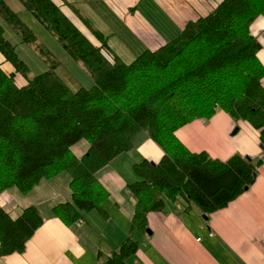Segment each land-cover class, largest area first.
<instances>
[{"label":"trees","instance_id":"trees-1","mask_svg":"<svg viewBox=\"0 0 264 264\" xmlns=\"http://www.w3.org/2000/svg\"><path fill=\"white\" fill-rule=\"evenodd\" d=\"M19 1L83 65L94 85L83 87L0 0V19L48 66V71L29 78V68L0 27L1 55L27 79L20 87L15 73L0 64V195L12 188L29 194L41 181L66 172L71 200L51 212L74 228L85 213H104L110 194L97 173L134 149L142 133L164 156L156 165L144 160L134 166L138 181L129 189L138 203L131 231L147 230V215L164 209V197L194 203L209 215L253 184L260 160L234 155L221 162L205 153L193 154L176 131L222 110L260 131L264 144V65L258 58L262 46L251 33L254 21L264 17V0H220L207 17L187 24L164 46L145 50L131 63L112 51L109 37L77 6L68 5L101 46L52 0ZM82 141L90 148L78 158L72 149ZM44 222L36 206L17 218L0 206V257L24 254ZM137 250V242L128 237L109 258L100 255L99 264H127Z\"/></svg>","mask_w":264,"mask_h":264},{"label":"crops","instance_id":"crops-1","mask_svg":"<svg viewBox=\"0 0 264 264\" xmlns=\"http://www.w3.org/2000/svg\"><path fill=\"white\" fill-rule=\"evenodd\" d=\"M52 1L73 22L76 15L68 5L77 6L85 16L93 14L91 4L107 6L116 20L124 22L144 43L146 50L152 51L159 48L160 41L163 45L167 41L158 35L159 29L145 20L141 12L158 14L162 23L174 29L170 35L178 34L188 21H196L203 16L196 0ZM205 6L201 5V9L207 11V4ZM158 18H153L155 23ZM253 31L256 35L264 34V20H259ZM260 42L262 50L258 58L264 65V35ZM176 137L191 153H205L221 162L234 155L260 160L255 181L226 208L206 215L207 219L203 218L205 214L196 204L164 197V209L147 215V230L131 231L138 203L129 189V185L138 181L134 166L144 160L158 164L164 156L162 149L142 133L135 138L134 149L97 173L100 183L110 194L103 203L104 213L87 212L74 228L52 217L51 212L54 206L71 200V191L68 197H60V203L50 204L49 213H44L42 208L49 199H53L51 195L42 194L45 182L57 180L65 174L69 187L70 176L66 172L41 181L29 194H22L19 190L22 195L16 194L12 189L1 194L0 206L12 218L19 217L25 208L36 206L45 222L27 243L24 254L0 257V264H99L96 258L99 259L100 255L109 258L128 237L137 242L138 250L127 259V264H264V165L261 160L264 150L260 148V131L248 122L235 120L218 110L211 119L196 120L178 129ZM89 148L90 144L82 141L72 151L81 158ZM27 197L36 201L32 199L27 203ZM78 229H82L85 239Z\"/></svg>","mask_w":264,"mask_h":264},{"label":"rangeland","instance_id":"rangeland-1","mask_svg":"<svg viewBox=\"0 0 264 264\" xmlns=\"http://www.w3.org/2000/svg\"><path fill=\"white\" fill-rule=\"evenodd\" d=\"M5 1L10 6V8L16 14H18L21 20L30 28V30L37 37L38 42L42 44L53 55L54 58H56L59 62H61L64 65V67H66L72 73L73 77L83 87H86L89 89L94 85L93 79L85 71L83 65L80 63H77L66 53V51L62 48V46L57 41L56 37H54L49 31H47L40 24V22L30 12H28L24 8V6L19 0H5ZM196 1L200 4V14L203 15V16H200L196 21H198L200 18L207 17L217 7V5L220 2V0H196ZM206 4H207V11L202 10L201 5L206 8L205 6ZM208 6H209V12H208ZM91 8L94 11L93 14H91V16L90 15L88 16L84 11L83 13L86 14L88 18H90L89 21L91 22L93 27H95V29L101 30L102 32H104V34H106L109 37L110 48L124 62L131 63L146 50V46L140 40V38H137L136 35L131 31V29L125 26L124 22L117 21L116 20L117 18L113 15L111 11L108 10L107 6L105 7L102 5L99 6L98 3H95V4H91ZM141 14L143 15V18L145 20L150 21L152 24H154L159 29L158 35L162 36V38H164L167 42L173 39L175 36H177L179 32L182 31L186 27L185 25V27L182 30H180L178 34L170 35L172 32H174V29L171 27V25L166 24L165 22L162 23L160 18H158L159 17L158 14H155V13L146 14L142 12ZM76 16H75L74 22L69 17L67 18L82 33H85L87 37L93 41L94 44H96L97 46H101L100 42L95 38L94 35H92L91 31L86 26V24L83 23L78 18V16L77 17ZM153 18H158L156 23ZM259 20L261 21L264 20V17L260 16L254 21V23L251 26V33L260 42L264 34L262 33L261 35H256L254 34V31H253L255 24ZM196 21L190 20L188 21V24L191 22H196ZM0 27L4 29L5 37L8 39V41L16 48L17 54L20 57V59L29 68V74H28L29 78H33L37 75H40L48 71V66L43 61V59L40 57L39 53L30 45L23 43V41L21 40V37L15 31H13V29L8 24L4 23L1 19H0ZM166 36H168L167 39H166ZM160 44L161 45L159 46V48L165 45V44L163 45L161 41H160ZM148 50L150 49L148 48ZM0 64L3 65L2 68L7 73L13 70L12 65L5 62V59L1 55V53H0ZM15 80H16V83L20 87L27 84V79L24 78L23 75L15 73ZM263 159H264V156L261 158V160ZM67 178H68L67 175L63 174L62 177L57 178V180L55 179L50 182H45L46 184L45 189L41 187L43 190L42 192L43 195L48 194V195L53 196V199L51 200L49 199L46 205L42 207L44 213L46 214L49 213V210L47 209L50 206V204L56 205L60 203L61 202L60 197L69 196L70 189L68 187V183H66ZM12 190L13 192H16V194H21L17 188H12ZM27 198H28L26 201L27 203H31L32 199L36 201L35 198H31V197H27ZM91 218L97 219L98 217H91ZM78 232L85 239L82 233V229H78ZM97 260L98 258H96V262Z\"/></svg>","mask_w":264,"mask_h":264},{"label":"water","instance_id":"water-1","mask_svg":"<svg viewBox=\"0 0 264 264\" xmlns=\"http://www.w3.org/2000/svg\"><path fill=\"white\" fill-rule=\"evenodd\" d=\"M235 132H237V130H236ZM260 148H261L262 150H264V144H263V143L260 145ZM245 159L248 160V161H250V162L252 161L251 158H248V157H245ZM152 164H153V163H152ZM154 165H156V164H154ZM254 177H255V178H254V181H255V179H256V177H257V173L254 174ZM203 218L207 219V216L204 215ZM147 233L150 234L151 232H150V231H147Z\"/></svg>","mask_w":264,"mask_h":264},{"label":"built area","instance_id":"built-area-1","mask_svg":"<svg viewBox=\"0 0 264 264\" xmlns=\"http://www.w3.org/2000/svg\"><path fill=\"white\" fill-rule=\"evenodd\" d=\"M262 164L264 165V159L262 160ZM211 237H213V234H211ZM200 241V239H198Z\"/></svg>","mask_w":264,"mask_h":264}]
</instances>
